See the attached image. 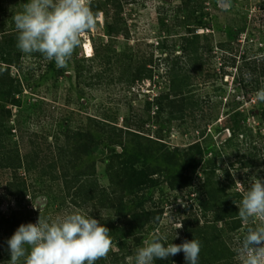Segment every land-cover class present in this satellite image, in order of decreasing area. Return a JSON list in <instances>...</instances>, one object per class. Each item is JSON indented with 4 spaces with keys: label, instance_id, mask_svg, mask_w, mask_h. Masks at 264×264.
Instances as JSON below:
<instances>
[{
    "label": "trees",
    "instance_id": "obj_1",
    "mask_svg": "<svg viewBox=\"0 0 264 264\" xmlns=\"http://www.w3.org/2000/svg\"><path fill=\"white\" fill-rule=\"evenodd\" d=\"M136 1L89 0L91 9L97 13L96 19L100 15L105 18V49L95 45L96 57L106 64L98 78H103L114 67L126 72L128 82L132 84L154 78L156 71L159 73V70L153 72L152 58L140 59L139 53L126 56L117 51L118 42L130 38V30L123 17L124 9ZM201 3L202 0H182L180 3L179 12L184 15L188 34L181 37L179 55L175 51H167L168 46L158 44L162 50L158 68L163 67V87L149 103L156 109L160 127L164 126L169 131L175 129L174 134L181 137H192V133L199 132L198 136L193 135V141L182 146H169L160 133L157 138L146 137L138 121L126 119L119 127L109 118L94 115L86 116L81 124L55 128L54 133L48 136L51 142H48V137H43L44 144L41 143L37 133L28 135L26 129H19L28 127L25 124L30 122L21 118L27 110L20 98L25 85L20 77L12 74V69L26 75L24 64L30 55L17 49L15 27L0 30V176L7 174L8 178L5 186L0 183V206L4 202L16 206L15 209L10 207L7 214L0 210V261L6 264L10 261L7 241L18 227L35 224L41 216L35 217L30 209L31 196L35 198L37 193H43L52 201L56 198L70 199L80 208L98 204L99 210L105 208L112 213L111 217L114 214L115 219L110 220L121 221L129 233L143 235L158 221L157 213L146 207L144 194L164 179L172 191L184 192L190 201L197 202V214L182 221L181 233L182 243L193 238L201 242L198 264H236L234 247L237 243L234 241L238 239L240 246L249 227H242L243 221L237 215V206L244 192L234 189L236 183L230 171L235 163L231 152L234 150L233 142L250 130V127L246 128L247 116L257 118L264 126V102L253 96L264 87V53L259 49L254 58L246 56V53L238 55L240 51L233 48L232 43L240 31L231 32L229 40L225 44L220 43L226 54L225 65L220 67V77L216 76L222 82L224 76L232 77L233 73L228 70L233 68L236 70L233 77L236 85L230 91L220 89V98L213 106L210 102H201L195 96L194 85L207 77L204 73L206 58L214 52L211 47L213 32L195 33L208 29L206 18L210 14L204 12L205 7ZM98 26L97 21L96 28ZM33 57L41 63L46 62L43 66L48 71L52 70L56 79L65 75V69H57L54 61L49 62L39 53H34ZM237 58L244 61V67H235ZM75 70L78 78L88 74L80 65ZM249 73L250 79L247 78ZM208 77L212 78V75ZM246 102L252 105L250 113L245 111ZM13 109L17 113H13ZM34 109L37 112L38 108ZM213 109L219 110L218 114L224 109L225 117L213 120ZM218 120V137L212 145L214 136L209 128ZM11 122L13 126L8 128ZM13 134L16 141H13ZM239 147L235 150L241 154ZM247 157L244 162H239L240 170L255 166L256 156ZM221 158L227 162L226 166L219 164ZM98 163L104 165L107 187L98 179ZM247 183L244 191L250 187ZM36 187H39V192ZM182 255L181 264H186ZM172 257L157 259L155 263L173 264ZM96 262L108 264V257Z\"/></svg>",
    "mask_w": 264,
    "mask_h": 264
},
{
    "label": "rangeland",
    "instance_id": "obj_2",
    "mask_svg": "<svg viewBox=\"0 0 264 264\" xmlns=\"http://www.w3.org/2000/svg\"><path fill=\"white\" fill-rule=\"evenodd\" d=\"M27 2L28 0H0V30L14 28L12 17L15 13L22 11L23 3ZM181 2L182 0H137L124 9L123 17L127 21L130 38L127 41L120 40L117 51L120 54L125 53L126 56L139 53L140 59L152 58L153 72L159 70V73L158 71L155 72V77L152 79H143L132 84L128 82V74L116 67L113 68V71H107L103 78L97 77L106 68L104 61L102 63L96 57L95 49V45L99 49L100 47L105 49V18L103 15H100L97 19L99 26L81 38V44L74 51L68 62V67L60 68L65 69V75L62 78L56 79L54 72L52 70L48 71L47 67L43 66L46 62L41 63L39 59L33 57L34 54H31L30 58L25 60L26 75L18 73L13 68L12 74L20 77V81L25 85L20 98L27 110L24 111L21 118H24L23 121L27 119L31 122L27 121V124H24L29 126L19 129H26L28 135L37 133L38 140L44 144L43 137L47 138L49 134L54 133L52 131L55 128H59L61 125H78L82 121L84 122L86 116L94 115L109 118L116 122L119 127L124 125L126 119L138 121L143 126L141 131L144 132L146 137L157 138L160 133L164 142L169 146H182L193 141L195 137L193 135L198 136L199 132L192 133V137L191 135L181 137L174 134L175 129L169 131L164 126V128L160 127L156 120V109L149 104L152 103L156 93L158 94L161 90L160 87H163L161 78L163 67L158 68L161 64L162 54L160 46H168L167 51H175L176 55H179L181 37L188 34V28L184 24V15L179 12ZM202 3L205 7L204 12L210 14L206 18L209 30H197L195 33L213 32L212 37H210L212 38L211 47L214 52L206 58L204 73L207 77L199 80L194 87L196 89L195 96L200 98L201 102H210L213 106L220 98V89L230 91V88L236 85V80L233 79L236 70L233 68L228 70L233 73L232 77L224 76V82H221L218 78L221 73L220 67L224 64L226 55L220 47V43L225 44L229 40L231 32L234 33L235 30H239L240 33L236 37L237 39H234L232 43V47L240 51L238 55L242 56L246 53V56L254 58L259 49L264 53V0H202ZM159 43L160 46H158ZM227 62L228 60H226ZM78 65L83 67L88 74L78 78L75 70ZM244 65V61L237 58V66L235 67H244ZM208 75H212V78ZM247 104H250V102H246L244 108L246 112L250 113L252 105ZM34 107L38 108L37 112ZM217 111L219 110H212L213 120L217 117L220 120L225 117L223 115L224 109L223 111L220 110L219 114ZM13 113H17V110L13 109ZM220 120L209 128L214 136L212 145H215L214 142L218 137L216 129L220 125ZM246 121V128L250 127V130L233 142L234 150L231 152L235 167L231 169L230 173L236 183L234 189H237L235 190L237 192H245V183L248 181L247 186H251L253 177L264 179V126L258 122L257 118L252 116H247ZM12 126L13 122L8 124V128H12ZM13 135V141H16V135ZM48 139L47 141L51 142V137H48ZM238 146L241 147H239L242 151L241 154H238L235 150ZM245 148L248 150L243 151ZM247 155L256 156L255 166L240 170L239 162L248 159ZM221 159L219 164L226 166L227 162L223 158ZM104 169V165L98 163V179L103 186L107 187L108 181L104 177ZM7 180V174L0 176V183L3 186L6 185ZM38 188L36 187L37 192L40 191ZM31 198L32 207L30 209L35 217H38V214H41V217L45 215L43 219L50 223L72 213L90 215L99 220L103 226L111 231L110 236L113 240V247L107 256L108 264H134L136 249L142 246L144 239L153 236L166 237V241H164L166 245L167 243L181 244L183 239L181 233L182 221L197 214V202L190 201L184 192L172 191L164 179H161L144 194L143 199L146 201V207L157 213L158 221L152 229L143 235L129 233L127 228L124 229L125 225L121 221L110 220L111 218L115 219L114 214L111 217L112 213L110 214L105 208L99 210L98 204H89L80 208L70 199L56 198L52 201L43 193H37L35 198L32 196ZM10 207L16 208L15 205L4 202L1 204L0 210L7 214ZM95 214L98 216L96 217ZM200 214L201 212H199ZM224 225L222 226L224 227ZM243 226L260 227L264 226V221L255 218L243 222ZM219 228H221V225H219ZM223 234L226 236V233ZM125 235L126 238H123ZM234 243H237L234 247L236 253L235 263L243 264L238 239ZM182 253L172 257L173 264L182 263ZM0 264L6 263L0 261ZM95 264L105 263L95 262ZM154 264H156L155 261Z\"/></svg>",
    "mask_w": 264,
    "mask_h": 264
},
{
    "label": "clouds",
    "instance_id": "obj_3",
    "mask_svg": "<svg viewBox=\"0 0 264 264\" xmlns=\"http://www.w3.org/2000/svg\"><path fill=\"white\" fill-rule=\"evenodd\" d=\"M97 13L89 0H28L12 17L16 47L26 55L41 54L57 68H67L81 38L96 27ZM251 78V74H247ZM264 102V87L255 93ZM243 222L264 221V179L253 177L237 206ZM110 230L90 215L72 213L54 222L39 216L37 223L21 224L7 241L8 264H95L107 258L113 247ZM176 238V237H175ZM166 237L153 236L136 249L134 264H154L181 252L186 264H198L201 242L185 240L165 244ZM243 264H264V226L249 227L242 237Z\"/></svg>",
    "mask_w": 264,
    "mask_h": 264
}]
</instances>
